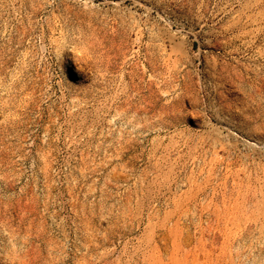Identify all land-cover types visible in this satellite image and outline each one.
<instances>
[{
    "label": "rangeland",
    "instance_id": "obj_1",
    "mask_svg": "<svg viewBox=\"0 0 264 264\" xmlns=\"http://www.w3.org/2000/svg\"><path fill=\"white\" fill-rule=\"evenodd\" d=\"M0 264H264V0H0Z\"/></svg>",
    "mask_w": 264,
    "mask_h": 264
}]
</instances>
